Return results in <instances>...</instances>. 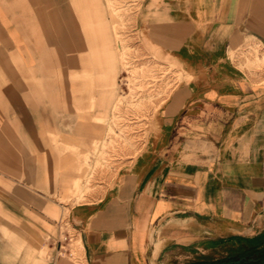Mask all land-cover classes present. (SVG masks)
<instances>
[{
	"label": "crops",
	"instance_id": "crops-1",
	"mask_svg": "<svg viewBox=\"0 0 264 264\" xmlns=\"http://www.w3.org/2000/svg\"><path fill=\"white\" fill-rule=\"evenodd\" d=\"M78 1L80 18L74 0H0V264H69L49 240L64 218L86 264L250 250L264 234V81L230 49L264 48V0H142L146 49L184 79L159 108L157 138L72 203L61 199L78 160L106 131L90 119L108 115L83 76L88 0Z\"/></svg>",
	"mask_w": 264,
	"mask_h": 264
},
{
	"label": "rangeland",
	"instance_id": "rangeland-1",
	"mask_svg": "<svg viewBox=\"0 0 264 264\" xmlns=\"http://www.w3.org/2000/svg\"><path fill=\"white\" fill-rule=\"evenodd\" d=\"M75 2L74 12L80 18V2L78 5ZM141 2L88 0L89 71L83 76H88L90 92H99L100 99L108 102L105 104L108 115L90 119L94 125H104L106 131L101 140L94 138L88 153L79 158L75 177L78 180L70 194L61 200L72 199V203L90 200V194L108 177L111 179L124 162L145 151L148 142L158 136L159 108L184 79L178 63L167 55L146 49L143 33L137 28ZM247 43L246 40L230 49V56L240 67L250 74L258 73L264 81V48H250ZM94 106L97 99H90L88 109ZM63 223L62 230L71 235L74 256H58L69 264H86L80 238L66 218ZM260 249L234 248L216 260L201 262L221 264L239 257L258 258L262 256Z\"/></svg>",
	"mask_w": 264,
	"mask_h": 264
},
{
	"label": "built area",
	"instance_id": "built-area-1",
	"mask_svg": "<svg viewBox=\"0 0 264 264\" xmlns=\"http://www.w3.org/2000/svg\"><path fill=\"white\" fill-rule=\"evenodd\" d=\"M64 224H62L63 227ZM59 229V235L57 237H49V240L56 246L58 255L66 258L74 256V251L71 247V235L69 231Z\"/></svg>",
	"mask_w": 264,
	"mask_h": 264
},
{
	"label": "trees",
	"instance_id": "trees-1",
	"mask_svg": "<svg viewBox=\"0 0 264 264\" xmlns=\"http://www.w3.org/2000/svg\"><path fill=\"white\" fill-rule=\"evenodd\" d=\"M263 247L259 250V252L262 253V256L259 257L260 259V262L262 264H264V256H263V253L262 251H264V234L260 235L256 241L252 242V249L253 250H256L259 246H262ZM225 262H221V264H224ZM193 264H203L201 261L200 262H196V263H193ZM228 264H231V263H228ZM243 264V263H242Z\"/></svg>",
	"mask_w": 264,
	"mask_h": 264
},
{
	"label": "water",
	"instance_id": "water-1",
	"mask_svg": "<svg viewBox=\"0 0 264 264\" xmlns=\"http://www.w3.org/2000/svg\"><path fill=\"white\" fill-rule=\"evenodd\" d=\"M258 260L257 257L255 256H252V257H239L238 259L236 260H232L230 263L231 264H249L251 262H256Z\"/></svg>",
	"mask_w": 264,
	"mask_h": 264
},
{
	"label": "flooded vegetation",
	"instance_id": "flooded-vegetation-1",
	"mask_svg": "<svg viewBox=\"0 0 264 264\" xmlns=\"http://www.w3.org/2000/svg\"><path fill=\"white\" fill-rule=\"evenodd\" d=\"M258 262H260V259H259V257H258V260L256 261V262H253V263H256V264H258ZM228 263H230V262H225L224 264H228ZM262 264V263H261Z\"/></svg>",
	"mask_w": 264,
	"mask_h": 264
}]
</instances>
